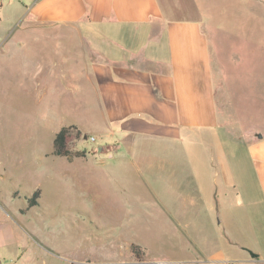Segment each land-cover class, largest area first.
Returning a JSON list of instances; mask_svg holds the SVG:
<instances>
[{
	"label": "crops",
	"instance_id": "crops-1",
	"mask_svg": "<svg viewBox=\"0 0 264 264\" xmlns=\"http://www.w3.org/2000/svg\"><path fill=\"white\" fill-rule=\"evenodd\" d=\"M2 1L6 4H0V16L18 22L5 25L14 26L13 32L33 34L34 38L44 32L57 33L55 38L65 39L68 45H80L79 57L66 54L60 60L68 64L62 71L68 78L66 94L79 99L84 115L81 122L94 129L100 143L87 146L84 156L72 160L52 155L60 176L67 178L70 189L90 196L108 214L114 208L101 202L100 189L90 173L109 170L118 180L132 174L138 181L142 179L152 202L147 216L154 225L153 235L173 247L178 245L171 241L179 243L187 256L153 255L152 248L159 244L151 238H144L143 243L133 236L104 233L110 224L93 217L87 208L74 217L81 227H72L81 241L68 250L62 248L56 231L45 220L52 212L43 201L41 186H32L22 189L20 209L2 206L0 264H264V134L257 135L256 141L248 140L263 202L255 230L257 249L250 240L256 238V232L249 213L241 210L243 200L237 197L235 206L229 202L235 194L230 159L216 145L218 130L233 125L226 120L230 107L218 105L221 100L215 83L229 78L225 63L216 61L211 37L223 27L202 23L205 15L198 0H189L191 10L185 0ZM4 7L7 10L2 13ZM3 31L0 25V34L5 35L7 31ZM17 45L23 48L27 43ZM59 45L54 49L59 50ZM81 122L69 126L80 131L84 141L86 127ZM177 169L187 173L192 187L168 178ZM35 191H39L36 205L28 206L27 199ZM185 192L192 196L186 197ZM13 196L19 198V192ZM232 207L237 208L236 214ZM127 208L121 205L117 209L121 212L116 227L129 212ZM234 217L241 222L237 230L244 239L240 242L229 228ZM211 223L216 234L217 228L220 233L204 241L183 227ZM86 237L94 245L83 240ZM86 244L92 249L84 248Z\"/></svg>",
	"mask_w": 264,
	"mask_h": 264
},
{
	"label": "rangeland",
	"instance_id": "rangeland-1",
	"mask_svg": "<svg viewBox=\"0 0 264 264\" xmlns=\"http://www.w3.org/2000/svg\"><path fill=\"white\" fill-rule=\"evenodd\" d=\"M184 3L190 9L191 2L185 0ZM0 4L5 6L6 3L0 0ZM198 4L209 19L203 16L202 23L223 27L222 31L211 33V37L216 44V61L225 63V70L229 74L224 82H215L219 90L217 99L221 100L218 105L226 103L230 107L226 120L233 123L225 128L220 125L219 128H222L218 130L216 141L217 147L220 146L227 152L233 173L235 194L228 201L234 202L235 206L237 197L243 200L244 209L241 210L249 213L255 231L259 207L263 202L253 160L248 152V140L256 141L258 136L264 134V0H198ZM6 8L4 7L2 13L6 12ZM0 17V25L7 31L5 35L0 34V220L5 218L2 206L10 207L13 211L22 207L23 188L41 186L43 201L51 207L52 212L44 216L47 218L45 220L56 231L62 248L66 247L68 250L81 241L82 237L74 235L72 227H81L74 217L78 210L84 208L89 209L93 217L110 224L104 233L107 231L110 235L114 233L116 236H133L143 243L146 237L157 241V237L153 235L154 225L147 216V209L152 202L142 179L138 181L132 174L118 180L109 170L90 173L91 181L100 189L101 202L107 201L114 208V212L108 214L90 196L84 197L81 192L70 189L67 178L60 176L59 166L51 160L52 142L59 129L83 121L79 99L66 94L68 78L62 71L68 64L60 61L66 54L72 58L79 57L80 45H68L65 39L55 38L59 37L57 33L44 32L34 38L33 34L13 32L14 26L5 25L18 22L13 17ZM21 41H25L27 45L18 48L17 43ZM58 45L60 49H54ZM56 60L60 61L57 66ZM213 75H216L215 72ZM222 116L225 122V113ZM81 125H84L83 122ZM84 126L86 139L82 140V134L75 137L73 131L68 142L70 150L99 145L100 139L94 129L88 128L91 127L89 124ZM92 137L94 141L91 140ZM171 175L168 178L178 180L177 184L192 187L190 178L182 169H177ZM122 189L125 192H121ZM14 192H19L20 199L13 196ZM184 195L192 196L189 192ZM189 201L186 200L191 203ZM121 205L128 207L129 212L122 224L116 227L118 212H121L117 209H121ZM233 209L236 214L237 208ZM234 218L235 221L229 228L233 231L234 240L240 242L244 239L241 230H237L241 222L238 223L236 217ZM183 227L189 235L191 233L203 241L216 234V226L212 223L200 227L201 231L195 225ZM83 230L88 229L84 226ZM219 233L217 228V234ZM255 236L256 238L252 236L250 240L258 249L257 232ZM86 239L88 238L83 240ZM88 242L94 245L90 239ZM156 243L159 245H153V255L175 258L187 256L179 243L171 241L178 247L163 240ZM84 248L92 249L89 246Z\"/></svg>",
	"mask_w": 264,
	"mask_h": 264
},
{
	"label": "trees",
	"instance_id": "trees-1",
	"mask_svg": "<svg viewBox=\"0 0 264 264\" xmlns=\"http://www.w3.org/2000/svg\"><path fill=\"white\" fill-rule=\"evenodd\" d=\"M75 134V137L80 136V131H78L74 126L61 127L59 131L55 134L52 146V154L56 156L65 157L67 160H72L75 157H82L86 154V150H70L68 148V142L72 137V134ZM39 195V191H35L27 200L28 206H35L36 199ZM133 246V250H134ZM136 249V248H135Z\"/></svg>",
	"mask_w": 264,
	"mask_h": 264
},
{
	"label": "built area",
	"instance_id": "built-area-1",
	"mask_svg": "<svg viewBox=\"0 0 264 264\" xmlns=\"http://www.w3.org/2000/svg\"><path fill=\"white\" fill-rule=\"evenodd\" d=\"M91 140H93V138H91ZM133 264H172V263H167L164 261H153V262H149V261H141V262H136Z\"/></svg>",
	"mask_w": 264,
	"mask_h": 264
}]
</instances>
